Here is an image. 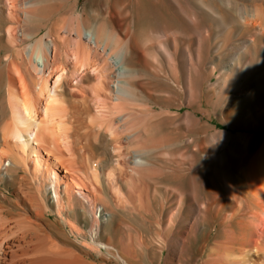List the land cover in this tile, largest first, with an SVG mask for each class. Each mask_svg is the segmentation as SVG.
Segmentation results:
<instances>
[{
    "label": "bare ground",
    "instance_id": "obj_1",
    "mask_svg": "<svg viewBox=\"0 0 264 264\" xmlns=\"http://www.w3.org/2000/svg\"><path fill=\"white\" fill-rule=\"evenodd\" d=\"M258 130L264 0H0V264H264Z\"/></svg>",
    "mask_w": 264,
    "mask_h": 264
},
{
    "label": "rangeland",
    "instance_id": "obj_2",
    "mask_svg": "<svg viewBox=\"0 0 264 264\" xmlns=\"http://www.w3.org/2000/svg\"><path fill=\"white\" fill-rule=\"evenodd\" d=\"M216 32L215 28H212V29H208L207 31H205V34L206 36H213L214 33ZM226 31H224L223 33L219 34L218 36H215L213 39H212V43H216L219 39L223 38L224 35H225ZM241 36L238 35L237 37ZM236 38V37H235ZM213 80H215V76L212 77ZM245 87H243L244 89H249V86L248 84H245L244 85ZM247 107L251 108V111L249 112L250 114L251 113H254V109H256V104L255 102L249 100L248 101V104H247ZM217 120L215 119L213 123H215ZM244 119H239L238 121H236V125H235V129L236 131H242V132H251V133H255V130H252L250 127H245L244 126V123H243ZM220 130V129H218ZM223 130V129H222ZM258 133H264V130H258L257 131ZM222 150H217V147H213L211 153H220ZM215 164H216V160H214ZM230 212H231V209H226V207H223V208H220L219 210H215L213 209L212 213H211V218H210V234H215L216 232H220L223 228H225L227 225L225 222H222V219H223V214H228L230 215ZM212 241V240H211ZM200 255L201 254H195L193 257H195L197 260L192 262L191 264H199V261L198 260L200 258Z\"/></svg>",
    "mask_w": 264,
    "mask_h": 264
}]
</instances>
